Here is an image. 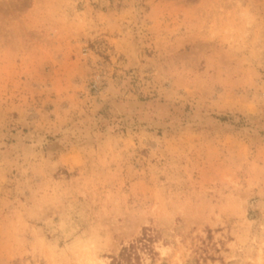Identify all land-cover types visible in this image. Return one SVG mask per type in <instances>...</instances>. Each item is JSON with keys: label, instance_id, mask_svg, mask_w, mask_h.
<instances>
[{"label": "rangeland", "instance_id": "obj_1", "mask_svg": "<svg viewBox=\"0 0 264 264\" xmlns=\"http://www.w3.org/2000/svg\"><path fill=\"white\" fill-rule=\"evenodd\" d=\"M0 264H264V0H0Z\"/></svg>", "mask_w": 264, "mask_h": 264}]
</instances>
